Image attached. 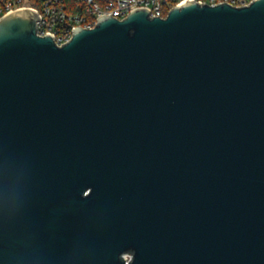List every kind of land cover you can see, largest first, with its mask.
<instances>
[{
  "label": "water",
  "instance_id": "water-1",
  "mask_svg": "<svg viewBox=\"0 0 264 264\" xmlns=\"http://www.w3.org/2000/svg\"><path fill=\"white\" fill-rule=\"evenodd\" d=\"M38 20L0 19V264H264V0Z\"/></svg>",
  "mask_w": 264,
  "mask_h": 264
},
{
  "label": "built area",
  "instance_id": "built-area-1",
  "mask_svg": "<svg viewBox=\"0 0 264 264\" xmlns=\"http://www.w3.org/2000/svg\"><path fill=\"white\" fill-rule=\"evenodd\" d=\"M189 1L242 7L254 0H0V19L18 10H33L40 17L37 21L38 35L51 34L61 46L72 39L77 28H94L102 17L121 20L140 8L148 9L151 17H166L175 6ZM126 259L129 260V255Z\"/></svg>",
  "mask_w": 264,
  "mask_h": 264
}]
</instances>
